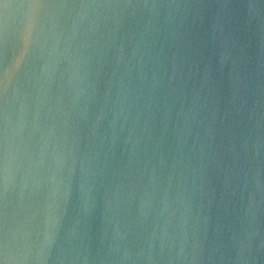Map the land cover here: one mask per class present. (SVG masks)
Instances as JSON below:
<instances>
[{
	"label": "water",
	"instance_id": "water-1",
	"mask_svg": "<svg viewBox=\"0 0 264 264\" xmlns=\"http://www.w3.org/2000/svg\"><path fill=\"white\" fill-rule=\"evenodd\" d=\"M0 264H264V0H0Z\"/></svg>",
	"mask_w": 264,
	"mask_h": 264
}]
</instances>
